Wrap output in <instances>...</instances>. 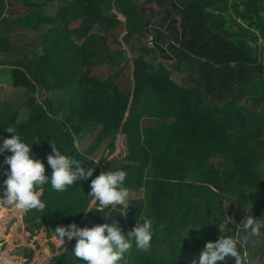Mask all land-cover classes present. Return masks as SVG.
Instances as JSON below:
<instances>
[{"label": "trees", "instance_id": "trees-1", "mask_svg": "<svg viewBox=\"0 0 264 264\" xmlns=\"http://www.w3.org/2000/svg\"><path fill=\"white\" fill-rule=\"evenodd\" d=\"M166 1L145 0L142 6ZM171 1L180 15V32L175 19H167L174 35L164 45L162 26L143 24L140 0H22L23 13L0 0V65H10L12 87L28 92L27 101L2 104L0 135L10 137L6 128H12L33 143L46 175L51 173L50 142L86 168L90 161L84 160L102 137L113 132L114 146L115 137L124 135L126 154L116 168L127 172L129 191L141 189L142 196L129 200L124 215L118 212L127 209L119 207L105 213L125 234L141 216L153 220L154 232L150 249L140 251L133 244L122 264H193L206 242L220 235L235 240L225 203L235 206L229 211L233 218L245 208L254 219L264 215V110L257 114L252 108L248 114L247 105L264 98V0ZM44 25L40 51L9 64L5 57L16 47L12 38ZM147 27L154 34L151 47L145 44ZM165 60L172 61L170 68ZM65 91L69 104L61 120L48 97ZM142 117L154 123L141 129ZM251 120L254 126L247 123ZM96 127L93 143L79 153L76 136ZM10 154L0 152V184L8 168L4 157ZM96 175L95 170L63 192L45 184L46 208L23 211L30 231L46 228L50 264H67L75 244L67 239L60 244L56 226L104 222L95 206L84 211ZM237 248L244 264L238 241ZM31 255L26 254L27 261ZM226 264H235V258Z\"/></svg>", "mask_w": 264, "mask_h": 264}, {"label": "clouds", "instance_id": "clouds-1", "mask_svg": "<svg viewBox=\"0 0 264 264\" xmlns=\"http://www.w3.org/2000/svg\"><path fill=\"white\" fill-rule=\"evenodd\" d=\"M6 129L12 133L0 145V152L11 153L4 157L3 163L8 165V168L6 178L0 184V196L4 198L6 205L20 210L36 209L42 212L46 208V203L41 200L42 186L50 183L53 190L63 192L68 186L76 184L77 180L93 176L94 167L86 169L76 158L63 154L51 142V152L47 155V164L51 173L46 175L44 163L32 151L33 143L29 145L21 140L12 128ZM105 158L112 161V156ZM91 161L95 164L99 163L100 159ZM126 176L127 172L123 168L113 169L111 166L90 181V192L87 195L91 199L84 211L95 206L94 212L103 216V223L79 227L72 222L54 228L55 237L60 244L63 245L65 239L75 240L74 247L70 249L72 258L68 260L72 264H76L77 261L81 264H122L125 254L133 244L140 251L146 252L150 249L154 232L151 218L143 216L137 218L134 227L125 234L116 218L109 222V215L105 213L106 208L116 210L118 207L127 209L118 212L120 215L128 212L131 204L130 192L125 186ZM240 224L252 236L264 233L260 231L264 226V220L254 219L249 214ZM246 239L245 237L241 242V247ZM230 257L235 258V264H240L237 241L230 236L220 235L217 240L206 242L199 254L195 255L193 264H217L218 261L226 264Z\"/></svg>", "mask_w": 264, "mask_h": 264}, {"label": "rangeland", "instance_id": "rangeland-1", "mask_svg": "<svg viewBox=\"0 0 264 264\" xmlns=\"http://www.w3.org/2000/svg\"><path fill=\"white\" fill-rule=\"evenodd\" d=\"M143 2H145V0H140L139 3V10L140 15L142 16L143 24H145V22H148L149 26L150 24L162 26V44L165 45V43L172 39L171 37L174 35L173 32L170 31V27H168L167 19L174 18V26L176 27L178 32H180V27L178 26L180 15L178 10L171 6V0H167L164 4H161L158 7H156L153 3H151L150 5L142 6ZM9 4L15 5L16 12H24V9L21 6V0H10ZM239 8H241V6H239ZM229 11L231 12L230 9ZM231 15L234 16V14ZM45 27L46 25L42 26L39 30H28L18 36H14L12 38V42L16 44V47L11 50L10 56L5 55V59L8 61V63L10 64L13 61L20 59L26 60L27 58H31L34 52L40 51V34L41 32L45 31ZM93 28L96 27L93 26ZM148 28L149 27L145 29V44L146 46L151 47L150 42L153 41L154 34L149 32ZM23 45L31 46V50H29V52H26L25 48L22 47ZM164 62L167 68H170L172 66V61L165 60ZM4 66L5 67L1 66L0 68V108L6 101H27L28 93L21 86L14 88L10 85L9 67H6L10 65L4 64ZM4 68L6 69V71ZM75 87L77 86L73 85L74 89ZM60 94L57 97L49 96L48 98H51L53 100L52 107H54L57 118L63 120L67 113L64 108L66 107L67 109L68 107L69 94L68 91ZM34 96L38 101H40L43 97L40 93L34 94ZM257 99L258 102L256 104L255 99L253 101L250 100L247 102V105L251 104L249 105L248 114L251 112L252 108L257 111V114H260L259 112H261V110H264V98L261 99V102H259L258 97ZM242 102L243 101H241L239 104H242ZM26 113V107L24 106L22 110V117H24ZM141 119H143V117ZM144 120H141L142 126L148 124L147 120ZM247 123L254 126V120H251V122ZM253 126L251 127L252 133L254 130ZM98 130L99 127H96L85 132L80 137L76 136L75 146L79 153L84 154L85 150L93 143ZM113 138V132L102 137L100 143L95 146L92 154L88 156L90 162H86V168L91 167V165L93 164L96 172L99 174L101 171L107 170L111 166L113 169L116 168L119 161L121 163L122 158L126 154L124 135L118 134L115 137L116 139L114 140V146H111L110 144ZM3 140L4 138L0 135V145L3 144ZM107 156H112V161H109L107 158H105ZM94 159H100L99 163H91V160ZM129 192V200L142 196L141 189ZM223 208L227 209L228 211L226 212V220L230 224L232 223L236 226V230L234 233L235 240L241 243L242 241H244L245 237L247 238L246 242L243 243L242 248V258L244 264H264V233L258 236H252L251 233L246 232L240 224L244 217L247 218L248 214L251 215V209L245 208L244 213H240L238 217L233 218L229 211L231 212L235 208V206L233 204L228 205V203H225ZM23 211L24 210H20L15 207L7 208L0 200V264H12L19 260L21 264H50L51 256L53 255V249L49 245V238L46 233V228L42 226L39 228H33L30 231L28 229L29 225L26 226V224L22 222L21 215ZM261 219L264 220V215ZM260 231L264 232V226H262ZM9 234H11V237L8 236ZM29 252H31L32 255L31 258L27 261L26 254H28Z\"/></svg>", "mask_w": 264, "mask_h": 264}, {"label": "crops", "instance_id": "crops-1", "mask_svg": "<svg viewBox=\"0 0 264 264\" xmlns=\"http://www.w3.org/2000/svg\"><path fill=\"white\" fill-rule=\"evenodd\" d=\"M5 1L7 2V4L9 3V0H5ZM21 4H22V0H21ZM1 66H2V65H0V68H1ZM2 67H5V66H2ZM6 67H8V66H6ZM144 119L147 120V123H148V124L142 126V124H141V122H140V128H141V129H144L145 127L148 128V127H150V126L154 123V119H148V118H144V117H143L142 120H144ZM145 120H144V121H145ZM146 128H145V129H146ZM12 208H13V207H12ZM21 216H22V215H21Z\"/></svg>", "mask_w": 264, "mask_h": 264}, {"label": "bare ground", "instance_id": "bare-ground-1", "mask_svg": "<svg viewBox=\"0 0 264 264\" xmlns=\"http://www.w3.org/2000/svg\"><path fill=\"white\" fill-rule=\"evenodd\" d=\"M8 236H10L11 237V234H9ZM5 259V258H4ZM12 259H14V258H12ZM6 260V259H5ZM37 260V259H36ZM15 261V260H14ZM17 262V263H16ZM16 262H14L15 264H21L20 263V260L19 261H16ZM14 263H12V264H14Z\"/></svg>", "mask_w": 264, "mask_h": 264}, {"label": "built area", "instance_id": "built-area-1", "mask_svg": "<svg viewBox=\"0 0 264 264\" xmlns=\"http://www.w3.org/2000/svg\"><path fill=\"white\" fill-rule=\"evenodd\" d=\"M150 44H151V42H150Z\"/></svg>", "mask_w": 264, "mask_h": 264}]
</instances>
